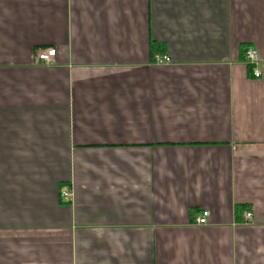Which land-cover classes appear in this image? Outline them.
<instances>
[{
	"label": "crops",
	"instance_id": "0c3cea01",
	"mask_svg": "<svg viewBox=\"0 0 264 264\" xmlns=\"http://www.w3.org/2000/svg\"><path fill=\"white\" fill-rule=\"evenodd\" d=\"M0 264H264V0H0Z\"/></svg>",
	"mask_w": 264,
	"mask_h": 264
},
{
	"label": "built area",
	"instance_id": "2783aa9c",
	"mask_svg": "<svg viewBox=\"0 0 264 264\" xmlns=\"http://www.w3.org/2000/svg\"><path fill=\"white\" fill-rule=\"evenodd\" d=\"M56 57H57L56 49H43L37 53L36 61L38 63L49 65L55 62ZM244 59L248 65L255 67L259 63V59H260L259 52L253 48H249L244 53ZM156 63L158 65H168L171 63V59L168 56L157 57ZM253 76L255 79H260L262 76V72L260 70H254ZM62 195L65 199H69L71 197L68 191H64ZM209 216H210V213L208 211L203 212L201 217L198 219V223L200 225L207 224ZM252 218H253V215L251 213L245 214V220L247 222H251Z\"/></svg>",
	"mask_w": 264,
	"mask_h": 264
},
{
	"label": "trees",
	"instance_id": "16d2710c",
	"mask_svg": "<svg viewBox=\"0 0 264 264\" xmlns=\"http://www.w3.org/2000/svg\"><path fill=\"white\" fill-rule=\"evenodd\" d=\"M153 47H154V45H153Z\"/></svg>",
	"mask_w": 264,
	"mask_h": 264
}]
</instances>
